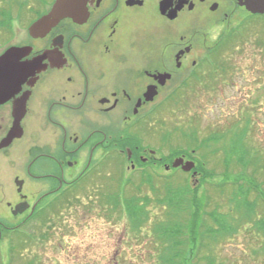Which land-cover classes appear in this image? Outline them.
<instances>
[{"label": "rangeland", "instance_id": "obj_1", "mask_svg": "<svg viewBox=\"0 0 264 264\" xmlns=\"http://www.w3.org/2000/svg\"><path fill=\"white\" fill-rule=\"evenodd\" d=\"M38 4L39 0H0V51L24 39L32 22L50 5L40 4V11ZM254 24L225 38L222 52L228 53L225 61L230 70L207 76L209 89L201 84L179 92L181 104L154 109L137 129L123 123L121 110L108 117L95 114L90 134L103 130L107 140L100 134L93 137L96 144L105 145L96 150L90 147V173L68 188L87 171L89 153L69 160L78 165L65 170L67 183L56 193H62L60 203L31 220L20 233L1 235L0 264H264V256L257 255L264 235L254 232L255 220L248 216L259 218L264 213V205L255 212L249 203L263 194L264 173L254 176V167L234 161V153L251 150L252 155L261 154L258 168H264V23ZM221 29L212 30L211 40ZM62 122L68 133L82 124L71 117H63ZM32 124L11 161L4 162L12 165V171L3 172L6 178L0 180V217L13 224L21 220L12 217L8 203L20 202L14 180L23 176L21 165L46 146L56 151L64 137L59 126L44 124L36 132ZM135 134L142 150L134 158L136 170L131 171L125 151L133 147L116 140H133L130 136ZM214 136L216 140L210 143ZM27 148L28 156L23 158ZM181 150L195 151L194 159L203 162L196 176L175 175L166 171L170 164H159ZM150 152L155 156L143 167L139 158L150 157ZM58 155L65 159V152ZM150 174L151 183L145 180ZM46 184L30 181L23 194L34 203L38 195L55 190L50 189V181ZM180 187L200 188L197 200L203 203L196 222L191 204L195 197L178 207L168 203L167 189L175 192ZM56 194L48 196L42 206ZM211 214L217 216L215 222ZM191 220L199 234L189 226ZM255 249V258L250 257Z\"/></svg>", "mask_w": 264, "mask_h": 264}, {"label": "flooded vegetation", "instance_id": "obj_2", "mask_svg": "<svg viewBox=\"0 0 264 264\" xmlns=\"http://www.w3.org/2000/svg\"><path fill=\"white\" fill-rule=\"evenodd\" d=\"M47 1L39 0L40 11L43 10L40 4L50 5L32 24L47 16L58 0ZM253 1L75 0L76 6L83 9L81 15L73 13L47 34L37 37L30 34L31 25L24 39L1 50L0 58L9 49H19L21 55L17 64H27L29 68L23 78L19 77L22 82L18 90L8 98L0 97V180L6 178L3 172L12 171V165L4 162L11 161L14 149L26 139L29 124L36 126L32 128L36 132L44 124L59 126L64 137L56 151L46 146L21 165L23 176L14 180L20 202L8 203L12 217L21 222L13 224L0 217V238L3 233H20L31 220L47 214L44 213L47 209L60 203L62 193H56L67 183L64 182L65 170L78 165L69 160L89 153L86 170L90 167V147L96 150L105 145L96 144L93 137L100 134L107 140L103 130L90 134L95 114L108 117L121 110L123 123L137 129L144 119L153 115L154 109L181 104L182 100L177 98L179 92H187L201 84L209 89L207 76L229 72L225 61L228 53L222 52L225 38L251 27L254 22L264 23V15L252 14L249 10ZM216 28L223 30L213 41L210 35ZM215 81L218 84V78ZM151 90L156 96L153 101H147ZM146 109H149L147 115L143 114ZM63 117H71L82 124L68 133L62 125ZM13 131L14 140L4 147V141ZM130 138L139 145L136 134ZM140 146L125 151L134 171L133 162L142 150ZM27 150L30 149H25L23 158H27ZM63 152L65 159L62 160L58 154ZM154 156L150 152V157L141 155L139 159L142 164H149ZM179 158L194 162L197 168L196 159L187 155ZM89 173L87 170L68 188L75 187ZM30 181L44 187L46 181H50V189L55 187V190L38 195L37 200L30 203L28 195L23 194ZM54 194L56 198L42 206L48 196ZM254 199L249 203L254 205L256 212V208L264 205V188L263 194ZM248 216L255 220L252 227L257 231L254 232L264 235V213L259 218L249 213ZM257 250H252L250 257H254ZM257 255L264 256V244Z\"/></svg>", "mask_w": 264, "mask_h": 264}, {"label": "water", "instance_id": "obj_3", "mask_svg": "<svg viewBox=\"0 0 264 264\" xmlns=\"http://www.w3.org/2000/svg\"><path fill=\"white\" fill-rule=\"evenodd\" d=\"M250 5L251 6H248V8L252 14L264 15V0H255L251 2ZM82 10L83 9L80 5L76 6L75 0H58L51 13L39 20L30 28V34L35 37L45 35L62 19L73 16V13H78L81 15ZM20 53L21 52L19 49L12 48L0 58V97L8 98V96L14 94L22 82L20 81L21 79H19V77L23 78L24 72L29 68V65L27 64H17L16 61L20 57ZM155 96L156 93L151 90L148 93L146 100L153 101ZM15 129L17 132L18 127ZM15 136V132H11L4 141L3 146H8L14 140ZM128 154V157L130 158L131 152L128 151ZM172 167L174 169L181 168L183 172L190 173L195 169V164L193 162H185L184 159H176ZM166 169L169 170L170 167H167ZM194 176H196V173Z\"/></svg>", "mask_w": 264, "mask_h": 264}, {"label": "trees", "instance_id": "obj_4", "mask_svg": "<svg viewBox=\"0 0 264 264\" xmlns=\"http://www.w3.org/2000/svg\"><path fill=\"white\" fill-rule=\"evenodd\" d=\"M6 12L7 11H5L4 13H5V15H6ZM7 16V15H6ZM255 25V24H254ZM254 32H256V30L254 31ZM215 138V136L214 137H212L211 139H209V142L210 143H212L213 141H215L216 139H214ZM193 141H195V142H197L196 140V138H195V140L194 139H192ZM113 141H115V140H113ZM116 142L117 143H121V146L122 145H124L126 142L129 144V147L130 146H132L133 148L134 147H136V146H139V145H137V143L135 142V141H133V140H125V139H118V140H116ZM208 142V141H207ZM140 148H141V146H140ZM241 151H242V148L240 149ZM234 152V151H233ZM242 152H237V153H234V157H236L235 158V162H236V159H237V161H238V164L241 166V165H244V166H246V167H248V168H253V174H254V176L255 175H258V174H260V173H262L263 171H261V170H263V169H261V168H258V166H259V164H260V162H261V160H258V159H261V154L259 155V153H258V155L256 156V155H252V153H253V151H251L250 150V152H248V151H245V153L243 152L242 154H241ZM138 154V153H137ZM136 154V155H137ZM194 154H195V151L194 152H192L191 154H190V152H189V150H181V151H177V152H175V153H173L172 154V156L167 160H163V161H159V164H171L174 160H176V159H178L179 157H181L182 155H187V156H189L190 158H192V159H194ZM152 159V158H151ZM149 165V164H148ZM148 165H145V164H142V166L143 167H147ZM151 165V164H150ZM203 167H204V164H203V162H197V168L195 169V170H197L198 171V169L200 168L201 170H203ZM174 173H175V175L177 174V173H180V172H182L181 170H179V169H173L172 170ZM183 173V172H182ZM183 174H185V173H183ZM186 175V174H185ZM144 176V175H143ZM144 178V177H143ZM153 176H152V174H150V175H146V178H145V180L146 181H148L149 183H151V182H153ZM162 180H167L166 178H164V179H162ZM193 188V187H192ZM199 187H195V188H193V189H191V188H187V187H180L177 191H173L172 189H170V188H168L167 189V194H166V196L167 197H169L170 196V199H169V201H168V203L170 204V205H175V207H178L180 204H181V201H183V202H189V198H191V197H195L194 198V202H192L191 204L192 205H194V209H195V211H194V213H196L194 216H193V218H192V220L194 221V222H196V219L199 217L198 216V212H200L201 211V209H202V203H203V200H197V195L199 194L198 193V191H199ZM206 204V203H205ZM130 208H132V205H130ZM130 212H132V213H134L136 210L134 209H131V210H129ZM210 217H211V220H213L214 222H215V220H217V216L215 215V214H211L210 215ZM192 220H191V225H189L190 227H191V229L193 230V231H196L197 232V234H199V232L197 231V229L196 228H198V225H195V224H192ZM188 226V227H189ZM204 226H201V224L199 225V229L201 230L202 228H203ZM207 260V259H206ZM169 262V261H168ZM167 264H169V263H167ZM208 264H213V262H209Z\"/></svg>", "mask_w": 264, "mask_h": 264}]
</instances>
